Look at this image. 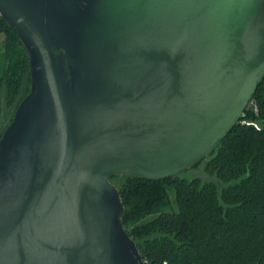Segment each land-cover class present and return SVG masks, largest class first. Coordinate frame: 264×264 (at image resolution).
<instances>
[{"label":"water","instance_id":"obj_1","mask_svg":"<svg viewBox=\"0 0 264 264\" xmlns=\"http://www.w3.org/2000/svg\"><path fill=\"white\" fill-rule=\"evenodd\" d=\"M30 88L0 137V264H145L109 179L208 157L264 79V0H0Z\"/></svg>","mask_w":264,"mask_h":264},{"label":"trees","instance_id":"obj_2","mask_svg":"<svg viewBox=\"0 0 264 264\" xmlns=\"http://www.w3.org/2000/svg\"><path fill=\"white\" fill-rule=\"evenodd\" d=\"M0 33L1 120L28 94L30 72L26 50L1 17ZM114 185L123 227L145 264H264V79L232 131L200 163L175 177L121 176Z\"/></svg>","mask_w":264,"mask_h":264},{"label":"rangeland","instance_id":"obj_3","mask_svg":"<svg viewBox=\"0 0 264 264\" xmlns=\"http://www.w3.org/2000/svg\"><path fill=\"white\" fill-rule=\"evenodd\" d=\"M3 41H4V35L0 33V78L2 77L4 73L5 64H6V56H5V52L3 49ZM120 177L121 176H118L115 180H111V183L114 184L116 181L120 180ZM166 189L168 193L173 194V189L171 187H167ZM172 206L174 209H176L174 202L172 203Z\"/></svg>","mask_w":264,"mask_h":264},{"label":"flooded vegetation","instance_id":"obj_4","mask_svg":"<svg viewBox=\"0 0 264 264\" xmlns=\"http://www.w3.org/2000/svg\"><path fill=\"white\" fill-rule=\"evenodd\" d=\"M13 113H12V115L9 114V116L1 118V120H0V135H2V132L4 131V129L6 127V122L4 119H11L13 117Z\"/></svg>","mask_w":264,"mask_h":264},{"label":"built area","instance_id":"obj_5","mask_svg":"<svg viewBox=\"0 0 264 264\" xmlns=\"http://www.w3.org/2000/svg\"><path fill=\"white\" fill-rule=\"evenodd\" d=\"M252 106H253L254 111H256V106L255 105H252ZM243 123H245L246 125H251L254 128H256V129L259 128L258 124H256L255 122L243 121Z\"/></svg>","mask_w":264,"mask_h":264}]
</instances>
